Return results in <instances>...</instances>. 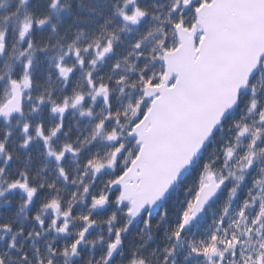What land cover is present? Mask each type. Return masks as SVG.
<instances>
[{
  "label": "snow or ice",
  "instance_id": "obj_1",
  "mask_svg": "<svg viewBox=\"0 0 264 264\" xmlns=\"http://www.w3.org/2000/svg\"><path fill=\"white\" fill-rule=\"evenodd\" d=\"M0 264H264V0H0Z\"/></svg>",
  "mask_w": 264,
  "mask_h": 264
}]
</instances>
